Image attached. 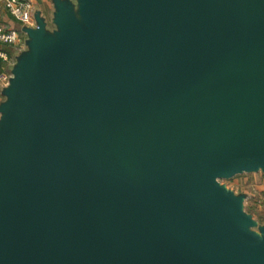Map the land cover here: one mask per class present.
Instances as JSON below:
<instances>
[{"label":"water","instance_id":"95a60500","mask_svg":"<svg viewBox=\"0 0 264 264\" xmlns=\"http://www.w3.org/2000/svg\"><path fill=\"white\" fill-rule=\"evenodd\" d=\"M0 86V264H264V0H51Z\"/></svg>","mask_w":264,"mask_h":264},{"label":"built area","instance_id":"2783aa9c","mask_svg":"<svg viewBox=\"0 0 264 264\" xmlns=\"http://www.w3.org/2000/svg\"><path fill=\"white\" fill-rule=\"evenodd\" d=\"M0 5L13 22L20 26L33 25V0H0ZM10 47L15 50L23 49L20 32L0 24V86L7 85L10 77L6 71L7 66L13 63L8 49Z\"/></svg>","mask_w":264,"mask_h":264},{"label":"rangeland","instance_id":"374dc122","mask_svg":"<svg viewBox=\"0 0 264 264\" xmlns=\"http://www.w3.org/2000/svg\"><path fill=\"white\" fill-rule=\"evenodd\" d=\"M71 2L76 9V0H71ZM47 22L49 29H54L51 19H47ZM16 30L21 31V26L18 25ZM9 53L12 60H14L13 52L10 50ZM219 182L234 194L245 196L244 211L250 214L257 223L255 227L251 228V231L258 233V226L264 225V175L261 172L243 173Z\"/></svg>","mask_w":264,"mask_h":264},{"label":"crops","instance_id":"0c3cea01","mask_svg":"<svg viewBox=\"0 0 264 264\" xmlns=\"http://www.w3.org/2000/svg\"><path fill=\"white\" fill-rule=\"evenodd\" d=\"M33 9L34 11H39L40 16L44 17L46 20L51 19L52 13L54 11L53 4L51 0H33ZM47 15V16H46ZM0 24L7 25L11 28H16L18 26L17 23L13 22L11 18L8 16L6 11L0 5ZM24 36L20 33V42L23 41ZM9 51L12 52L15 50L14 48H8ZM10 54V53H9ZM2 102V96L0 91V103Z\"/></svg>","mask_w":264,"mask_h":264}]
</instances>
